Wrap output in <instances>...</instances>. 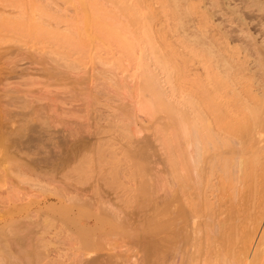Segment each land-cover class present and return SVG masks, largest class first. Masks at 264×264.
<instances>
[{
  "label": "rangeland",
  "instance_id": "1",
  "mask_svg": "<svg viewBox=\"0 0 264 264\" xmlns=\"http://www.w3.org/2000/svg\"><path fill=\"white\" fill-rule=\"evenodd\" d=\"M254 3L252 0H0V121L6 126L0 129V257L5 256L0 258V264H47L49 257L45 259L40 251L43 252L42 245L48 240L54 242V258L58 252L67 251L69 256L62 259V264H75L85 251L81 249L82 239L88 237L78 218L82 212L89 213V217L93 215L84 218L90 219L91 224L95 217L104 218L90 240L94 242V254L104 255L109 264L112 259V264H264V153L258 154L261 159L253 161L255 165L248 158L250 164L247 162L245 168L239 166L235 156H226L229 162H218L208 170L209 175L202 173L203 178L188 192L194 195L196 203L193 213L185 203V190L180 191L179 186L183 187L178 181L180 178H174L175 171L168 157L170 151L164 141V132H168L172 120L170 115L182 113V109L186 111L185 98L191 86L197 83L196 78L203 79L209 62L202 54L213 49L212 43L217 44L216 48L228 47L220 52L214 47L211 51L217 52L211 55L212 60L217 59L219 52V57L227 61L239 56L241 61L247 51V56L252 55L250 60L246 59L254 89L264 81L261 74L264 73V10L261 3ZM92 16L93 22L96 19L94 23ZM18 20L25 23L23 27L10 24ZM27 23L41 28L42 33L30 34ZM238 45L243 56L238 52L233 54L231 48ZM164 54L176 71L163 66L160 57ZM149 71L153 74H148ZM154 82L156 87L161 85L158 87L167 94L169 104L174 105L173 114L153 101L150 89ZM52 140L59 151L56 171L50 167L52 155L47 152L44 156ZM107 140L112 147H108ZM46 141L51 144L47 146ZM103 146L105 150H101ZM19 147L23 150L18 152ZM68 149L76 155L71 156L72 162ZM25 153L32 154L34 160L38 158L32 164L36 167L41 163L37 170L25 167ZM9 154L16 157L10 158ZM52 171L59 178L55 174L53 178L57 180L49 183L54 175ZM109 200L116 208L113 205L110 208ZM176 201L178 208H188L183 207V216L178 217L179 221L184 217L181 219L187 224L184 231L177 218L174 226L180 224L179 229L170 227L172 223L166 229L161 225L162 221L163 225L168 224L167 220L171 222L168 216L172 218L173 210L178 209L174 206ZM119 209L129 213L128 224L126 220V225L113 221ZM66 210L71 212L73 220L67 217ZM32 218L38 223L36 230ZM19 219L26 224L23 222L20 226ZM15 220L18 223H13ZM26 225L38 233L32 234ZM161 226L167 233L160 230ZM171 243L176 250L170 247ZM148 251L150 260L146 256ZM116 254L118 258L123 257L121 262ZM105 261L102 263L107 264Z\"/></svg>",
  "mask_w": 264,
  "mask_h": 264
},
{
  "label": "bare ground",
  "instance_id": "2",
  "mask_svg": "<svg viewBox=\"0 0 264 264\" xmlns=\"http://www.w3.org/2000/svg\"><path fill=\"white\" fill-rule=\"evenodd\" d=\"M14 1V0H13ZM256 1V3H254ZM255 1H253L252 0V2L254 3V4H256V5H258L259 3H261V9H263L264 10V7L262 6V2L264 3V1H262V0H259L260 2H258V0H255ZM262 1V2H261ZM250 3V2H249ZM251 4V3H250ZM248 5V4H247ZM246 5V7L247 8H251V5H250V7H248ZM253 6V5H252ZM254 7V6H253ZM252 7V8H253ZM257 7H260V5L259 6H257ZM94 8V7H93ZM242 10V9H241ZM263 10H261V11H263ZM251 11H253L252 9H251ZM260 11V10H259ZM136 12H138L137 10H136ZM264 12V11H263ZM96 13V12H95ZM108 14H109V12H107ZM244 13H245V11H244ZM248 15V14H247ZM262 15V14H261ZM95 16H96V14H95ZM91 17V16H90ZM104 17V16H103ZM95 17H93L92 16V18H91V20L92 19H94ZM102 19V18H101ZM253 19V18H252ZM106 20V19H105ZM85 21H88V20H85ZM96 21V19L94 20V22ZM89 22V21H88ZM92 22H93V20H92ZM93 22V23H94ZM241 22V21H240ZM13 27H15V28H20V27H23V25L25 24L23 21H19L18 20V22L17 21H15V22H13V23H10ZM28 25H30L29 23H27ZM32 24V26L30 25L29 26V28H30V34H41L42 32H40V31H42L41 30V28H36V26H33V23H31ZM85 24H87V22L85 23ZM98 24V23H97ZM103 24V23H102ZM101 24V25H102ZM105 24H107V25H109L108 23H105ZM244 24V23H243ZM247 24H248V22H247ZM261 24V23H260ZM92 25V24H91ZM244 25H246V24H244ZM94 26H96V25H93V27ZM103 26V25H102ZM99 27V26H98ZM112 27V26H111ZM110 26H109V28H111ZM113 27L115 28V26L113 25ZM112 27V28H113ZM111 28V29H112ZM100 29V28H99ZM111 29L109 30V32H111ZM115 29H118L117 27L115 28ZM245 30V29H244ZM90 31V30H89ZM88 31V32H89ZM102 31V30H101ZM114 31V30H113ZM103 32V31H102ZM101 32V33H102ZM116 32H119L118 30L116 31ZM263 32V31H262ZM91 33V32H90ZM95 33L96 34H98V35H100L99 34V31H98V33L95 31ZM107 33V32H106ZM112 34H113V32H111L110 33V37L112 36ZM116 34V33H115ZM118 34V33H117ZM91 36H93V34L91 35ZM109 36V34H107V37ZM120 36H121V34H120ZM119 37V36H118ZM124 37V36H123ZM95 38V37H94ZM104 38V37H103ZM121 38H122V36H121ZM119 39H120V37H119ZM124 39V38H123ZM122 42V41H121ZM216 42V41H215ZM249 42V41H248ZM247 42V43H248ZM264 42V41H263ZM126 43V42H125ZM128 43V42H127ZM220 43V42H219ZM253 43V42H252ZM215 44V43H214ZM210 45V44H209ZM213 43L211 44V47H213V49H215L216 48V46H217V44H215V45H213ZM223 45V44H222ZM247 45V44H246ZM250 45V44H249ZM256 45H258V44H256ZM228 46V45H227ZM240 45H238L237 46V48L234 46V48H236V49H234V48H231L232 50H233V54L234 53H236V55H237V52H238V54L239 55H242V54H240L241 53V51H240V49H238V47H239ZM215 47V48H214ZM224 47V48H223ZM218 46L217 48H219V52H220V50L222 51V48L223 49H228V47H226V46ZM252 47V46H251ZM208 48V47H207ZM209 48H210V46H209ZM216 48V49H217ZM243 48V47H242ZM241 48V49H242ZM246 48V47H245ZM249 48V47H248ZM154 49H156L157 50V47H155ZM212 48H211V50H213ZM244 49V48H243ZM206 50V49H205ZM210 49H208V50H206V52L204 51L203 52V54H202V56L204 55V59L206 60V62H209L208 63V65L204 68L205 69V73H204V75H202L203 76V79H199V80H197V78H196V81H197V83H193L195 86L194 87H192L191 86V88H193L192 90H191V88H190V94H189V96L187 97V98H185L186 100H185V104L187 105V109H186V111H184L182 108H178L179 110H181L182 109V113L181 114H179V112H178V114H176L177 112H174L173 110H175V108H174V105L173 106H171L170 104H169V102H168V99L169 98H167V94L165 95V93H163L162 91L163 90H161V87H158V85L159 86H161L160 84H158L157 85V87H156V85H155V83H157V82H154V85H153V83H152V85H151V89H150V93H151V96H152V99H153V101H156V104H158V106H162V107H164L165 109H166V112L168 111V113H170L171 114V112H172V114H173V112H174V116H175V118H174V116H172V115H170V114H168V117H169V115L172 117H170V119H172L171 120V122H169L170 124L168 125V132L166 131V132H164L165 133V144H166V146L169 148V151H170V156H168V157H170L169 159H170V162H171V165H173V168H174V178H177V180H178V178H180V180H178V181H180L181 183H182V185H183V187L182 186H179L180 187V191H181V189H184L185 191H184V197H186V198H184L185 199V203H186V205H188L189 207H191V211L194 213V211L195 210H193V206L194 205H196V203L194 204V202H193V198H194V195L193 194H189L188 192L191 190V189H193L194 188V183H196V182H198L199 181V179L201 178H203V176L204 175H202V173H204V172H208V170H210L211 168H213V167H216V165H217V163L218 162H220V161H224L225 159H227V158H225L226 156H235L234 158L235 159H237L238 158V160H235V159H233V160H235V161H239V162H237V163H240V165L239 166H243L244 167V165H247L250 161V159L252 160L251 161V163H255V162H253V161H260V155H261V153H264V81L263 82H261L260 84L258 83V85L257 86H259V87H257V89L255 88L254 89V82H253V84H252V77L250 76V72L249 73H247V69H249V62H248V60L246 59V58H248L249 59V57L250 56H252L251 54L249 55V56H247V51L245 52V54H246V56H245V58H243L244 60H241V61H239L240 60V58H242L241 56H239V57H237V59H230V60H228L227 61V59H223V58H220L219 56V52H218V55H217V59L215 58V60L213 59H210L212 56L211 55H213L214 56V53L213 52H215V51H211ZM218 50V49H217ZM217 50H216V52H217ZM225 50H223V52L225 51ZM245 50V49H244ZM157 52H159L160 53V51H159V49L157 50ZM215 52V53H216ZM228 53H230L229 51H227ZM232 52V51H231ZM254 52V51H253ZM256 52V51H255ZM254 52V53H255ZM220 54H222V53H220ZM231 54V53H230ZM260 54V53H259ZM157 55V54H156ZM159 55V54H158ZM165 55V54H164ZM226 55H228L227 53H226ZM160 56H163V54H162V52H161V55ZM159 56V57H160ZM235 56V55H234ZM243 56V55H242ZM159 57H158V59L157 60H159V61H161L162 60V62H163V66L167 69V70H173V71H176L175 70V66L173 67V65H170L169 64V60L168 59H166V55L162 58V57H160L161 58V60L159 59ZM219 57V58H218ZM223 57V56H222ZM228 57V56H227ZM226 57V58H227ZM225 58V57H224ZM252 58V57H251ZM164 59V60H163ZM259 59V58H258ZM262 59V58H261ZM250 60V59H249ZM263 60H264V57H263ZM263 60H260V61H262L263 62ZM213 61V62H212ZM239 61V62H238ZM246 61H247V63H246ZM255 61H258V60H255ZM259 61V63H261ZM210 62H211V64H210ZM255 63V62H254ZM210 64V65H209ZM248 64V65H247ZM263 64V63H262ZM259 65V64H258ZM248 66V67H247ZM254 66V65H253ZM262 68V67H261ZM165 69V70H166ZM255 69V68H254ZM171 70V71H172ZM252 72H254V71H252ZM263 72V71H262ZM170 73V72H169ZM177 73H178V71H177ZM259 73V72H258ZM148 74H150V75H152L151 73H150V71L148 72ZM172 74V73H171ZM263 76H264V73H261ZM150 75H149V77H150ZM178 75H179V73H178ZM253 75V74H252ZM169 76V75H168ZM181 77H182V75H181ZM152 78H153V76H152ZM169 78L171 79V77L169 76ZM195 80V79H194ZM193 79H192V81L191 82H193L194 81ZM255 80H257V79H255ZM264 80V79H263ZM259 81V80H258ZM262 81V80H261ZM195 82V81H194ZM159 83V82H158ZM150 85V84H149ZM256 87V86H255ZM166 96V97H165ZM179 105V104H178ZM182 105V104H181ZM180 105V106H181ZM179 107V106H178ZM28 108V107H27ZM177 108V107H176ZM178 109H177V111H178ZM26 111V110H25ZM27 112V111H26ZM32 112V111H31ZM34 112V111H33ZM32 112V113H33ZM18 113V112H17ZM25 113V112H24ZM29 113V112H28ZM27 113V114H28ZM35 113V112H34ZM14 114H15V112H14ZM177 116H176V115ZM25 117V116H24ZM34 117V116H33ZM15 119H18V118H15ZM28 119V118H27ZM19 120V119H18ZM31 120H34V119H31ZM40 120V119H39ZM10 121V120H9ZM19 122H21V121H19ZM40 123H41V121H39ZM0 129H2L3 127H6L5 126V123H2V121H0ZM17 126V125H16ZM12 127V126H11ZM50 127V126H49ZM52 127V126H51ZM57 127V126H56ZM54 128V127H53ZM16 129V128H15ZM38 129V128H37ZM171 129V130H170ZM11 131H12V129H10ZM14 130V129H13ZM17 131H18V129H16ZM24 130V129H23ZM29 130V129H28ZM19 131H21V129L19 130ZM18 131V132H19ZM25 131V130H24ZM30 131V130H29ZM32 131H33V129H32ZM32 131H31V133H32ZM10 132V131H9ZM38 132V131H37ZM36 132V133H37ZM74 132V131H73ZM0 133H2V132H0ZM22 133V132H21ZM52 133V132H51ZM75 133V132H74ZM3 134H5V132H3ZM15 134V133H14ZM28 134H29V132H28ZM56 134V133H55ZM46 135V134H45ZM167 135V136H166ZM4 136V135H3ZM29 136V135H28ZM36 136V135H35ZM54 136H56V135H54ZM70 136V135H69ZM25 137H27V136H25ZM30 138H32L31 136H29ZM52 137V136H51ZM67 137V136H66ZM86 137H87V135H86ZM3 138V137H2ZM14 138V137H13ZM4 139V138H3ZM7 139H8V137H7ZM10 139V138H9ZM8 139V140H9ZM15 139V138H14ZM61 139V138H60ZM91 139V138H90ZM47 140V139H46ZM3 141H5V140H3ZM32 141V140H31ZM51 141V140H50ZM66 141V140H65ZM70 141V140H69ZM99 141V140H98ZM11 142V141H10ZM21 142V141H20ZM40 142V141H39ZM47 142V141H46ZM52 144L49 142H47V146H48V144H51V145H49L50 147L48 148L49 149V151H46V150H48V149H46V150H44V151H46V153H45V155L44 156H46V154H47V152H49L51 155H52V161H50V162H52V166H50V167H52L53 169H54V171H56V167H57V155H58V153H59V151H58V147H57V143H55V141L54 140H52ZM88 142V141H87ZM109 142H110V140H109ZM5 143V142H4ZM3 143V144H4ZM34 143H35V140H34ZM82 143V142H81ZM107 143H108V140H107ZM69 144V143H68ZM89 144V143H88ZM109 144V143H108ZM43 145V144H42ZM66 145H67V142H66ZM110 145L111 144H109L108 145V147H110ZM128 145V144H127ZM7 147H9L8 146V144L6 145ZM68 146H70V145H68ZM114 146V145H113ZM179 146V147H178ZM13 147H14V145H13ZM16 147V146H15ZM14 147V148H15ZM39 147V146H38ZM45 147H46V143H45ZM108 147L106 148V149H108ZM111 147H112V145H111ZM166 147V148H167ZM181 147V150L179 149ZM42 148V147H41ZM79 148V147H78ZM100 148V147H99ZM115 148V147H114ZM6 149V148H5ZM8 149V148H7ZM19 149L20 150H23L21 147H19V148H17V150H18V152H19ZM39 149V148H38ZM66 149H67V146H66ZM81 149V148H80ZM105 150V146H103V147H101V150ZM117 149V148H116ZM120 149V148H119ZM17 150H16V152H17ZM78 150V149H77ZM87 150V149H86ZM111 150V149H110ZM89 151H90V149H89ZM168 151V150H167ZM15 152V151H14ZM23 152H25V151H23ZM39 152H41V149H40V151ZM65 152V151H64ZM68 152H69V149H68ZM74 152V150L72 151V150H70V152H69V154L67 153V155H69V159H72V160H69L70 162H72L73 161V154H74V156H76L75 155V152ZM81 152V151H80ZM84 152H86V151H84ZM92 152H93V150H92ZM95 152V151H94ZM101 152V151H100ZM117 152V151H116ZM8 153H10V152H8ZM20 153H22V151L20 152ZM36 153V152H35ZM34 153V154H35ZM89 154H90V152H88ZM110 153V152H109ZM119 153H120V151H119ZM169 153V152H168ZM18 154V153H17ZM77 154V153H76ZM84 154V153H83ZM115 154V153H114ZM118 154V153H117ZM258 154H260L259 156H258ZM14 155V154H13ZM16 155V154H15ZM19 155V154H18ZM30 154H26L25 153V158L24 159H26L25 161H26V165L25 164H23V165H25V167L28 169L29 168V166L30 167H32V164H33V162L34 161H36V160H38V158L36 159V160H34L33 159V156H29ZM87 155V154H86ZM110 155H112V153L110 154ZM120 155H122V153L120 154ZM264 155V154H263ZM262 155V156H263ZM9 156H10V158H12L11 157V154H9ZM21 156H22V154H21ZM24 156H22V157H24ZM36 156V155H35ZM43 156V157H44ZM72 156V157H71ZM84 156H85V154H84ZM113 156V155H112ZM14 157H16V156H14ZM13 157V158H14ZM20 157V156H19ZM18 157V158H19ZM67 157V156H66ZM86 157H88V159H89V156H86ZM120 157V156H119ZM264 157V156H263ZM230 158V157H229ZM248 158H249V160H248ZM7 160H8V158H6ZM66 159H68V158H66ZM87 159V158H86ZM86 159H85V161H86ZM91 159V158H90ZM116 159H118L117 157H116ZM126 159V158H125ZM231 159L232 158H230V162H231ZM20 160V159H19ZM61 160H63V159H61ZM113 160H115L114 158H113ZM64 161V160H63ZM104 161V163H106L105 162V160H103ZM102 161V162H103ZM108 161H110V160H108ZM121 161V160H120ZM229 162L228 160H225V162ZM234 161V162H235ZM59 162H60V160H59ZM58 162V163H59ZM67 163H69L68 162V160L66 161ZM65 162V163H66ZM224 162V163H225ZM248 162V163H247ZM64 163V162H63ZM89 163V162H88ZM232 163V162H231ZM259 163V162H258ZM45 164V163H44ZM47 164V163H46ZM73 164H75V162L73 163ZM220 164V163H219ZM222 164V163H221ZM226 164V163H225ZM224 164V165H225ZM250 164V163H249ZM257 164V163H256ZM260 164V163H259ZM23 165H22V167H23ZM39 165H41V163H39ZM39 165H37V166H39ZM255 165V164H254ZM37 166L35 167V165H34V167H32L33 169H31V168H29L28 170H34L35 168H36V170H37ZM60 166V165H59ZM105 166V165H104ZM219 166H221V165H219ZM223 166V165H222ZM21 167V166H20ZM47 167V166H46ZM49 167V168H50ZM102 167V166H101ZM231 167V166H230ZM66 168V167H65ZM83 168H84V165H83ZM225 168V167H224ZM245 168V167H244ZM247 168V167H246ZM129 169V168H128ZM221 169H223V168H221ZM252 169H253V167H252ZM22 170V169H21ZM43 170V169H42ZM50 170V169H49ZM84 170V169H83ZM220 170V169H219ZM23 171H24V169H23ZM27 171V170H26ZM44 171V170H43ZM85 171L87 172V170L85 169ZM173 171V170H172ZM35 172V171H34ZM42 172V171H41ZM53 172V171H52ZM58 172V171H57ZM63 172H65V171H63ZM62 172V173H63ZM81 172V171H80ZM90 172V171H89ZM117 172V171H116ZM211 172H212V170H211ZM38 173V172H37ZM40 173V172H39ZM44 173H45V171H44ZM47 173V172H46ZM60 173H61V171H60ZM66 173H67V171H66ZM93 173H95V172H93ZM98 173V172H97ZM51 174V173H50ZM53 176L51 177V182L49 181V183H53L54 182V180L56 181L57 180V178H53V177H56L57 176V173L56 172H53ZM55 174H56V176H55ZM119 174V173H118ZM132 174V173H131ZM209 174H211L210 172H208V175ZM31 175V174H30ZM35 175H36V173H35ZM45 175V174H44ZM47 175V174H46ZM48 175H49V173H48ZM67 175H68V173H67ZM76 175V174H75ZM87 176H88V174H86ZM117 175V174H116ZM146 175V174H145ZM212 175H213V173H212ZM34 176V175H33ZM40 176H41V174H40ZM86 176V177H87ZM96 176V175H95ZM95 176H94V181H95ZM207 176V175H206ZM58 177V176H57ZM62 177H64V176H62ZM75 177V176H74ZM119 177V176H118ZM209 177V176H208ZM225 177V176H224ZM53 178V179H52ZM59 178V177H58ZM77 178V177H76ZM242 178V177H241ZM62 179V178H61ZM86 180H88V178H85ZM98 179V178H97ZM101 179V181H102V178H100ZM103 179H104V181L106 180L105 179V177H103ZM39 180V179H38ZM85 180V181H86ZM211 180V179H210ZM241 180V179H240ZM80 182H82V181H84V180H79ZM89 181V180H88ZM92 181V180H91ZM93 181V182H94ZM103 181V182H104ZM203 181V180H202ZM244 181L245 180H243V183H244ZM66 182H68V181H66ZM87 182V181H86ZM93 182H92V184H93ZM108 182V181H107ZM180 182H179V184H180ZM200 182V181H199ZM47 183V182H46ZM84 183V182H83ZM89 183V182H88ZM97 182L95 181V184H96ZM55 184V183H54ZM53 184V185H54ZM79 184V183H78ZM199 184V183H198ZM74 185H76V184H74ZM82 185V184H81ZM140 185V184H139ZM181 185V184H180ZM200 185V184H199ZM55 186V185H54ZM84 186V185H83ZM94 186V185H93ZM138 186V185H137ZM202 186H203V184H202ZM100 187H101V185H100ZM133 187V186H132ZM80 188V187H79ZM103 188V187H102ZM135 188V187H134ZM137 188V187H136ZM54 189H55V187H54ZM67 189V188H66ZM74 189V188H73ZM82 189H84V188H82ZM119 190V189H118ZM199 190H200V188H199ZM78 191V190H77ZM82 191V190H81ZM134 191V190H133ZM175 193V192H174ZM54 194V193H53ZM102 194V193H101ZM100 194V195H101ZM118 194V193H117ZM181 194H183V190H182V193ZM97 195V194H96ZM105 195V194H104ZM123 195V194H122ZM178 195V194H177ZM206 195V194H205ZM79 196V195H78ZM99 196V195H98ZM101 196H103V195H101ZM128 196V195H127ZM133 196V195H132ZM85 197V196H84ZM123 197H124V195H123ZM156 197V196H155ZM183 197V196H182ZM75 198V197H74ZM206 198V197H205ZM208 198H209V196H208ZM60 199V198H59ZM84 199V198H83ZM82 199V200H83ZM92 199V198H91ZM96 199H98L97 197H96ZM95 199V200H96ZM101 199V198H100ZM127 199V198H126ZM134 199V198H133ZM147 199V198H146ZM151 199H152V197H151ZM87 200V199H86ZM166 200V199H165ZM183 200V199H182ZM209 200V199H208ZM208 200H206L207 202H208ZM89 201H90V199H89ZM92 201V200H91ZM102 201V200H101ZM100 201V202H101ZM108 200H106V202H107ZM110 201V200H109ZM132 201V200H131ZM167 201V200H166ZM93 202V201H92ZM171 202H173V201H171ZM175 202V201H174ZM177 202V201H176ZM90 203V202H89ZM111 205H110V208H112L111 206L113 205V203H111V201L109 202ZM132 203V202H131ZM155 203V202H154ZM153 203V204H154ZM77 204V203H76ZM98 203H96V205H97ZM107 204V203H106ZM134 204V203H133ZM156 204V203H155ZM171 204H174V203H171ZM170 204V205H171ZM179 204H180V202H179ZM181 204H183L182 202H181ZM84 205V204H83ZM93 205V204H92ZM95 205V206H96ZM99 205V204H98ZM168 205V204H167ZM183 205H185V204H183ZM212 205V204H211ZM51 206V205H50ZM55 206V205H54ZM108 206H109V204H108ZM171 206H173V205H171ZM175 207H177L178 208V202H177V204L176 205H174ZM187 206V207H188ZM62 207V206H61ZM70 207V206H69ZM84 207V206H83ZM107 207V206H106ZM113 207H115L114 205H113ZM122 207V206H121ZM121 207H120V209H121ZM148 207V206H147ZM183 207L184 206H182L181 208H178L177 210H176V208L174 209L173 207H171L172 209H174L173 210V216H172V218H170V215L168 216V219H171V222L169 221V220H167L168 222V224H166L165 223V220H164V223L166 224V225H163V221H162V224L159 222V226H160V224L164 227L165 226V229H166V226H168L169 225V223L171 224L172 223V226L170 225V227H173L174 226V224L175 223H177V221H175L176 220V218H177V220H178V223H180L181 222V224L183 225V231H184V228H186L187 229V224H186V222H184L183 220V223H182V221H181V219H183L184 217H182V218H180V221H179V218L178 217H181L180 215H182L183 214ZM197 207H198V205H197ZM201 207V206H200ZM51 208V207H50ZM80 208V210H81V208L82 207H79ZM100 208V207H99ZM108 208V207H107ZM116 208V207H115ZM140 208H141V206H140ZM47 209V208H46ZM52 209V208H51ZM72 209V208H71ZM106 209V208H105ZM119 209V210H120ZM184 209L186 210V209H188V208H186V207H184ZM194 209H195V206H194ZM99 209H97V211H98ZM112 210V209H111ZM142 210H143V206H142ZM159 210V209H158ZM168 210V209H167ZM176 210V211H175ZM200 210H201V208H200ZM40 211V210H39ZM69 211H70V208H69ZM110 211V210H109ZM145 211V210H144ZM169 211V210H168ZM198 211H199V208H198ZM62 212H63V210H62ZM73 212V211H72ZM79 212V211H78ZM95 212V211H94ZM104 212V211H103ZM110 212H113V210L112 211H110ZM126 212H127V210H126ZM125 212V210H120L119 212H116L115 211V216H114V213H113V216H114V222H115V220L118 222V223H120V222H123V224L122 225H126V224H124V222H125V220H126V223H127V217H129L127 214H129V213H126ZM143 212V211H142ZM141 211H140V214L142 213ZM147 212V211H146ZM161 212H162V210H161ZM60 213V212H59ZM65 213L67 214V217L68 218H71L72 219V217H70V213L68 212V210H66L65 211ZM73 213H75V212H73ZM99 213V212H98ZM167 213V212H166ZM165 213V214H166ZM188 213H190V211L188 212ZM31 214V213H30ZM80 214V215H79ZM78 215V218L80 217V220H81V223H82V231L83 232H85L87 235H88V237L87 238H85V239H82L83 240V242H82V246H81V249L83 248L85 251L83 252V253H81V256H79V258L76 260V263L77 264H104V263H102V262H104L105 260V257H104V255H100L99 253H96V254H94V250L92 249V246H93V241H91L90 240V237L92 236L93 237V233H94V231L96 230V227H100V223H101V221H102V219H104V218H101L99 215H100V213H99V217L97 218V217H95L96 218V220L94 221V224H91L92 223V221L90 220V219H84L86 216L87 217H89V213H79ZM94 214H96V213H94ZM112 214V213H111ZM143 214V213H142ZM64 215V214H63ZM161 215V214H160ZM189 215V214H188ZM54 216V215H53ZM74 216H75V214H74ZM91 216H93V215H91ZM91 216L89 217V218H91ZM183 216V215H182ZM184 216H187V214L185 215L184 214ZM29 217V216H28ZM28 217H27V219H28ZM67 217H66V219H67ZM86 217V218H87ZM22 218V217H21ZM26 218V217H25ZM156 218V217H155ZM162 218V217H161ZM29 219H31V217L29 218ZM33 219V218H32ZM75 219H76V217H75ZM153 219V218H152ZM160 219V218H159ZM54 220V219H53ZM73 220V219H72ZM79 220V221H80ZM94 220V219H93ZM106 220V219H105ZM108 220V219H107ZM129 220V219H128ZM142 220H144L145 221V219L143 218ZM154 220V219H153ZM152 220V221H153ZM14 221V220H13ZM16 221V220H15ZM18 221V220H17ZM13 222V223H18V222ZM19 223H20V226H22L23 224V220H20L19 219ZM33 221H34V219H33ZM32 221V223H30L29 225H31L32 224V226L34 225V222ZM40 221H41V219H40ZM49 221H51L50 219H49ZM77 221V220H76ZM85 221V222H84ZM108 221H110V220H108ZM107 221V222H108ZM135 221V220H134ZM143 221V222H144ZM151 221V220H150ZM155 221H156V219H155ZM193 221V220H192ZM57 222V221H56ZM103 222V221H102ZM137 222V221H136ZM142 222V224L140 223V225H142L143 226V223ZM154 222V221H153ZM25 223V222H24ZM50 224H51V222H49ZM49 223H46L47 225L49 224ZM116 223V222H115ZM129 223V222H128ZM127 223V224H128ZM186 225H185V224ZM194 223V222H193ZM26 224V223H25ZM28 224V223H27ZM36 224L38 225V223L37 222H35V225H34V228H35V230H36ZM137 224V223H136ZM150 225H151V223H149ZM40 225V224H39ZM101 225H102V223H101ZM179 225L180 224H178V226H176L178 229H179ZM184 225H185V227H184ZM27 226V225H26ZM41 226V225H40ZM39 226V227H40ZM49 226V225H48ZM51 226V225H50ZM111 226V225H110ZM162 226H161V229L160 230H162ZM174 226V227H175ZM190 226V225H189ZM28 227V230H32V234L34 233L35 234V232H34V228L33 227H29V226H27ZM150 227V226H149ZM153 227V226H152ZM31 228V229H30ZM33 228V229H32ZM37 228H38V226H37ZM69 228V227H68ZM18 229H20V227L18 228ZM23 229V228H22ZM40 229L42 230V226L40 227ZM45 229V231H46V233H48L49 231H48V229L46 230V228H44ZM105 229V228H104ZM123 229V228H122ZM167 229H169V228H167ZM186 229H185V231H186ZM16 230H17V228H16ZM40 230V231H41ZM103 230V229H102ZM154 230V229H153ZM192 230H193V228H192ZM22 231V230H21ZM37 231H39V228L37 229ZM48 231V232H47ZM73 231V230H72ZM99 231V230H98ZM162 231H164V228H163V230ZM17 231H14V233H16ZM44 232V231H43ZM124 232V231H123ZM151 232H152V229H151ZM164 232H166V231H164ZM169 232H171V231H169ZM181 232H182V230H181ZM28 233V232H27ZM31 233H29V234H31ZM36 233H38V232H36ZM149 233V232H148ZM155 233V232H154ZM167 233V232H166ZM175 233V232H174ZM174 233H172L171 232V234H173V235H175ZM185 233V232H184ZM184 233H182V235L184 234ZM13 234V233H12ZM22 234V233H21ZM28 234V235H29ZM118 234V233H117ZM251 234V233H250ZM24 235V234H23ZM25 235H26V233H25ZM51 235V234H50ZM152 235V234H151ZM153 235H155V234H153ZM168 235V234H167ZM178 235V234H177ZM249 235V234H248ZM16 236V235H15ZM35 236V235H34ZM39 236H40V234H39ZM44 236H45V234H44ZM44 236H42V237H44ZM253 236V235H252ZM41 237V238H42ZM127 237V236H126ZM140 237V236H139ZM155 237V236H154ZM175 238L177 237V236H174ZM189 237V236H188ZM26 238H28V239H30L29 237H27V235H26ZM124 238V237H123ZM137 238V237H136ZM136 238L134 237V240L136 241ZM15 239V238H14ZM16 239H17V237H16ZM22 239V238H21ZM39 240H40V237L38 238ZM38 239H36V240H38ZM93 239V238H92ZM121 239H122V237H121ZM160 239H162V238H160ZM172 239V238H171ZM178 239H183V236H182V238H179V236H178ZM247 239H249V240H251V237H249L248 236V238ZM24 240H25V238H24ZM31 240H33V237H32V239ZM95 240V239H94ZM133 240V239H132ZM173 240V239H172ZM184 240V239H183ZM253 240V239H252ZM20 241H22V240H20ZM19 241V242H20ZM49 242H46V243H44L42 246H43V249L45 250V252H44V250H43V252H41L40 251V254H42L43 255V257H45V259L46 258H48L49 257V261H47V264H62V261H64V260H62L63 258H67L69 255H68V253H67V251H66V253H57V255H56V258H54L53 256H52V254H53V252H54V249H52V245H53V243L51 242V240H48ZM81 241V240H80ZM155 241H157V239L155 240ZM160 241V240H159ZM162 241V240H161ZM160 241V242H161ZM167 241H169V238H168V240ZM177 241V240H176ZM164 242H166V241H164ZM170 242H171V240H170ZM174 242V241H173ZM4 243V242H3ZM11 243L13 244V242L11 241ZM127 243V242H126ZM136 244H137V242H135ZM153 243H155L156 244V242H153ZM163 243V242H162ZM176 243V242H175ZM180 243V242H179ZM197 243V242H196ZM246 243V242H245ZM248 243V242H247ZM246 243V244H247ZM8 244V243H7ZM80 244V243H79ZM139 244V243H138ZM137 244V245H138ZM158 244H160L159 242H158ZM168 244V243H167ZM177 244H178V241H177ZM249 244V243H248ZM247 244V246H249ZM31 245V244H30ZM152 245V244H151ZM181 246H182V244H180ZM17 246V245H16ZM155 245H153V247H154ZM171 246H173V244L171 243V245H170V247ZM246 246V245H245ZM10 247V246H9ZM8 247V248H9ZM56 247V246H55ZM79 247V246H78ZM148 247H149V245H148ZM148 247H146L147 249H148ZM167 247H168V245H167ZM179 247V246H178ZM198 247V246H197ZM12 248V247H11ZM24 248V247H23ZM158 248V246L156 247V249ZM160 248H161V246H160ZM172 248H174L175 249V244H174V246L172 247ZM249 248H251L250 246H249ZM40 249H41V247H40ZM39 249V250H40ZM167 248H165V250H166ZM4 250V249H3ZM11 250V249H10ZM146 250V249H145ZM150 250H152L151 248H150ZM154 250V249H153ZM171 250V249H170ZM176 250V249H175ZM175 250H173V251H175ZM248 250H251V249H248ZM16 251V250H15ZM96 251V250H95ZM169 251V250H168ZM167 251V252H168ZM178 251V250H177ZM184 251V249L182 248V252ZM195 251V250H194ZM5 252H7V251H5ZM11 252V251H10ZM24 252V251H23ZM22 252V253H23ZM151 252H153V251H151ZM154 252H157L158 253V251H154ZM154 252H153V254H154ZM163 252H165V251H163ZM181 252V251H180ZM247 252V251H246ZM13 253L14 252H12V255H13ZM18 253V252H17ZM45 254V256H44V254ZM149 251H148V255H146L147 256V259H148V257H149ZM162 253V252H161ZM171 253H172V251H171ZM77 254V253H76ZM164 254V253H163ZM259 254V253H258ZM5 255H6V253H5ZM19 255V254H18ZM17 255V256H18ZM27 254H25V256H26ZM111 255H113V254H111ZM158 255V257H159V254H157ZM161 255V254H160ZM186 255V254H185ZM10 256V255H9ZM22 256V255H21ZM28 256V255H27ZM30 256H31V254H30ZM75 256V255H74ZM116 256H117V254H116ZM247 256V255H246ZM5 258V256H2V257H0V258ZM75 257H78V256H75ZM107 257V256H106ZM109 258L110 257H112V256H108ZM114 257V256H113ZM162 257V256H161ZM181 257H184V255H182L181 254ZM189 257H190V255H189ZM249 257V256H248ZM257 257V256H256ZM3 258V259H4ZM9 258V257H8ZM17 258V257H16ZM104 258V259H103ZM119 258H120V256H119ZM119 258H118V256H117V259L119 260ZM121 258H123V257H121ZM120 258V262H121V259ZM155 258H156V256H155ZM187 257H185V260H188V259H186ZM192 258V257H191ZM17 259H19V261L21 262V260H20V257H18ZM108 259V258H107ZM150 259H152V258H149L148 260H150ZM160 259V258H159ZM158 259V260H159ZM249 258H247V260H248ZM10 260L12 261V259L10 258ZM40 260V259H39ZM156 260V259H155ZM182 260H183V258H182ZM19 261H18V263H19ZM107 261V260H106ZM105 261V262H106ZM144 261V260H143ZM152 261H154V260H152ZM258 262H259V260H257ZM10 262V261H9ZM42 262V261H41ZM49 262V263H48ZM145 262V261H144ZM150 262V261H149ZM164 262V261H163ZM8 263V262H7ZM13 263V262H12ZM65 263V262H64ZM68 263V262H67ZM73 263V262H72ZM75 263V264H76ZM107 264H109L108 263V261L106 262ZM113 263V259H112V262H111V264ZM153 263H155V262H153ZM166 263V262H165ZM170 263V262H169ZM248 263V262H247ZM246 263V264H247ZM256 263V262H255ZM17 264V263H16ZM186 264H188V263H186ZM251 264V263H250ZM257 264V263H256Z\"/></svg>",
  "mask_w": 264,
  "mask_h": 264
}]
</instances>
